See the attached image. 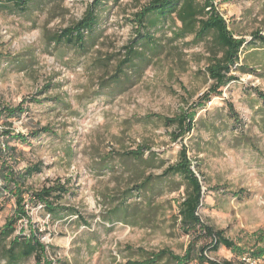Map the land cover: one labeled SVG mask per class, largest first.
Segmentation results:
<instances>
[{"label": "rangeland", "instance_id": "374dc122", "mask_svg": "<svg viewBox=\"0 0 264 264\" xmlns=\"http://www.w3.org/2000/svg\"><path fill=\"white\" fill-rule=\"evenodd\" d=\"M92 1L27 0L24 12L0 3V107L25 101L26 109L19 118H0V131L29 139L8 142L13 170H40L23 186L27 218L11 238L0 239V264H35L33 256L10 263L4 253L15 237L23 243L31 234L51 264H127L164 250L180 257L189 245V264H204L198 249L211 239L182 232L177 215L188 184L164 174L178 162L181 143L201 182V223L223 231L240 254L254 250L264 234V41L252 35L264 37V0H213L229 30L245 40L237 64L242 69L234 68L236 80L195 107L194 130L176 142V126L152 116L174 118L202 103L214 86L206 69L222 55L213 34L201 41L177 38L179 23L166 16L146 30L153 49L123 67L115 85L110 77L127 49L139 52L145 43L133 15L149 0H101L83 49L55 45L50 37L75 24ZM45 126L51 133L28 136ZM139 147L149 150L141 158L130 155ZM56 181L68 191L59 201L50 199L53 213L27 200ZM9 187L0 179V228L15 210ZM239 253L220 247L205 255L241 264ZM155 264L175 263L164 256Z\"/></svg>", "mask_w": 264, "mask_h": 264}, {"label": "trees", "instance_id": "16d2710c", "mask_svg": "<svg viewBox=\"0 0 264 264\" xmlns=\"http://www.w3.org/2000/svg\"><path fill=\"white\" fill-rule=\"evenodd\" d=\"M101 0H93L84 13V15L75 24L59 30L58 33L53 34L50 38L55 45L65 44L71 47L82 48L85 45L86 36L90 35L97 24L96 10L101 5ZM0 3L6 6H12L20 12H24L26 9L27 0H0ZM174 15L179 26L177 27L174 34L177 38H186L191 35L194 36L196 41H201L208 35L213 34V40L215 45L220 49L221 57L214 58L206 69L208 77L213 81L209 91L203 94L200 99L202 103L197 102L192 108L187 111H180V113L174 118L152 116L157 120H162L166 126H176L177 133H174L172 139L176 142L178 139H183L185 135L190 134L195 127V107H203L209 102L211 95L215 94L218 88L225 86L226 83L236 80L235 76L232 75L233 69L241 70L238 68L241 48L245 44L243 38L238 39L229 30L228 24L221 16L214 5L213 0H149L146 5L133 15L135 31L141 41L142 49L134 50L133 46L129 47L126 51V56L121 60L115 67L116 71L112 75L111 82L115 85L119 83V80L124 76L123 67L131 65L136 59L142 60L147 49H153L151 45L153 37L147 33L148 28H154L158 25L161 19L166 16ZM143 31V32H142ZM146 31V32H145ZM254 40L264 41V37L259 32L252 35ZM152 46V47H150ZM47 88V87H46ZM45 88V89H46ZM261 94H258V97ZM25 102V101H24ZM24 102L20 103L16 107H0V118L11 119L12 117L19 118L23 113L26 112L24 109ZM32 103H40V100L31 99ZM228 113L235 120L237 115L234 112L232 105H228ZM51 133L49 127L45 126L28 136L35 138L39 134ZM10 130L6 127L0 131V136L3 138L0 141V179L3 181L5 186L9 187L10 197L14 199L15 210L13 215L6 219L4 225L0 228V239L5 240L12 237L15 232L16 224L20 219H26L27 213L25 211L23 186L27 179L33 174L40 173V170L36 166H31L24 170V172H16L13 167L9 166L8 162L12 161V156L9 153L11 149L8 146V142L12 138L19 140L21 143H28V137L17 133L14 137H10ZM145 150H149L147 147H139L135 152H130V155L136 158H141ZM5 156V157H4ZM9 158V160H8ZM191 161L188 158V149L181 143L179 151V160L176 164L168 167L164 174L167 176H178L180 175L185 182L188 184L189 190L186 191L182 201L179 203L177 209V215L180 218V228L185 234H199L211 239L210 245L201 247L198 249V260L204 264H232V263H216L206 258L205 253L207 251H217L218 248L224 247L227 250H238V247L229 239L224 237L223 231H212L210 228L201 223L199 216L197 215L198 208L202 202L201 182L196 177L195 173L191 169ZM200 176V173H197ZM140 190L143 186L139 187ZM66 186L61 184L59 181L43 188L42 190L31 193L27 200H34L35 202L42 203L48 213L55 211L54 204L51 200L59 201L61 197L67 193ZM78 217V216H77ZM21 230L19 231L20 236ZM258 242L255 243V249L246 251L251 257L264 261V234L261 232ZM261 243V245H259ZM16 252L15 248L19 247ZM194 248L189 245L185 250L184 254L176 256L169 250H164L159 253H150L147 255V259L143 261H131L127 264H155L156 261L167 256L175 264H189L192 261ZM6 253L7 259L10 263H16L21 259H28L34 257L35 264H51L45 256V247L40 240L31 234L29 238H24L23 243L19 237H15L10 243ZM246 253H239V258Z\"/></svg>", "mask_w": 264, "mask_h": 264}, {"label": "built area", "instance_id": "2783aa9c", "mask_svg": "<svg viewBox=\"0 0 264 264\" xmlns=\"http://www.w3.org/2000/svg\"><path fill=\"white\" fill-rule=\"evenodd\" d=\"M241 264H260V260L254 257H251L248 253L240 257Z\"/></svg>", "mask_w": 264, "mask_h": 264}]
</instances>
